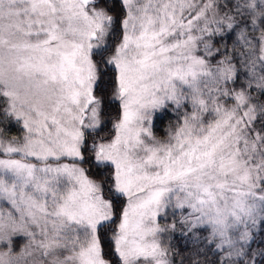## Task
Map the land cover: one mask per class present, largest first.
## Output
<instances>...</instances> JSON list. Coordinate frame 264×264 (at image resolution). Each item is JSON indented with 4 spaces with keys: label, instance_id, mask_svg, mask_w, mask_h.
I'll list each match as a JSON object with an SVG mask.
<instances>
[{
    "label": "snow or ice",
    "instance_id": "snow-or-ice-1",
    "mask_svg": "<svg viewBox=\"0 0 264 264\" xmlns=\"http://www.w3.org/2000/svg\"><path fill=\"white\" fill-rule=\"evenodd\" d=\"M0 264H264V0H0Z\"/></svg>",
    "mask_w": 264,
    "mask_h": 264
}]
</instances>
